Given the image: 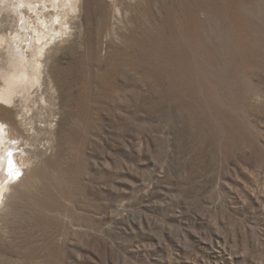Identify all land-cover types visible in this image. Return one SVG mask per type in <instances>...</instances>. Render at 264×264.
<instances>
[{"label":"rangeland","instance_id":"obj_1","mask_svg":"<svg viewBox=\"0 0 264 264\" xmlns=\"http://www.w3.org/2000/svg\"><path fill=\"white\" fill-rule=\"evenodd\" d=\"M30 1L0 10V71L49 35L0 103L31 162L0 264H264V0Z\"/></svg>","mask_w":264,"mask_h":264},{"label":"bare ground","instance_id":"obj_2","mask_svg":"<svg viewBox=\"0 0 264 264\" xmlns=\"http://www.w3.org/2000/svg\"><path fill=\"white\" fill-rule=\"evenodd\" d=\"M3 1L15 8L21 4L30 7L33 11L35 9V6L29 4L30 0H15V2L0 0V10ZM25 22H21L20 32L12 41L14 45L7 46L8 69L0 71L3 82V86L0 88V103L5 105H13L18 94L25 92L28 95L31 86L40 81L42 74L41 58L46 43L44 41L49 39L47 38L49 35L44 32L45 28L29 27ZM1 42H5V38L1 37ZM9 125L0 122V205L4 203L6 192L14 187V183L21 182L22 176L31 169V162L25 155H22V153L25 154L24 152L20 153L22 151L21 144L14 137L13 131H17V124L13 120Z\"/></svg>","mask_w":264,"mask_h":264}]
</instances>
